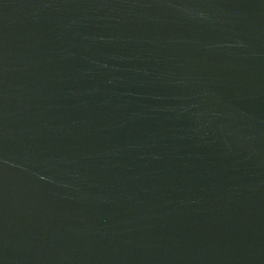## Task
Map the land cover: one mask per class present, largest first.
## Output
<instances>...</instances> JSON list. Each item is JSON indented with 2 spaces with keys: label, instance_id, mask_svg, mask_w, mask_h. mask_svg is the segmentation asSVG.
Returning <instances> with one entry per match:
<instances>
[{
  "label": "water",
  "instance_id": "water-1",
  "mask_svg": "<svg viewBox=\"0 0 264 264\" xmlns=\"http://www.w3.org/2000/svg\"><path fill=\"white\" fill-rule=\"evenodd\" d=\"M0 264H264V0H0Z\"/></svg>",
  "mask_w": 264,
  "mask_h": 264
}]
</instances>
